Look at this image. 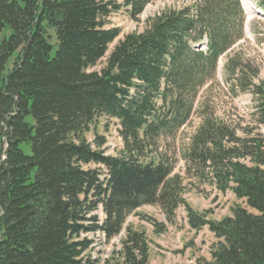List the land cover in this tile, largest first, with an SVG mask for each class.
I'll list each match as a JSON object with an SVG mask.
<instances>
[{"label": "trees", "instance_id": "trees-1", "mask_svg": "<svg viewBox=\"0 0 264 264\" xmlns=\"http://www.w3.org/2000/svg\"><path fill=\"white\" fill-rule=\"evenodd\" d=\"M151 1L0 0V264H98L86 236L108 244L123 230L102 264H148L145 231L126 225L144 206L164 216L138 215L154 235L180 207L190 230L207 227L216 243L196 264H264V77L239 50L241 0H188L114 44L108 18L136 20ZM214 84L250 96L244 125L216 116ZM194 116L177 153L169 143ZM102 118L117 121L115 155L86 138ZM191 178L242 205L220 220L195 212L182 198Z\"/></svg>", "mask_w": 264, "mask_h": 264}, {"label": "rangeland", "instance_id": "rangeland-1", "mask_svg": "<svg viewBox=\"0 0 264 264\" xmlns=\"http://www.w3.org/2000/svg\"><path fill=\"white\" fill-rule=\"evenodd\" d=\"M116 1L121 3V0ZM187 1L188 0H152L145 7L141 16L136 20L129 18L124 10L112 14L108 18L107 26L110 28H117L120 32L119 38L114 44L127 34L143 31L146 26V21L154 15L169 8H178ZM260 1L261 0H241L248 15L246 16L244 29L245 37L243 41L239 42V50L241 49L249 58L256 62L259 66L260 77H264V16H261L254 7V4H257ZM114 44L109 47V51ZM104 62L105 59H103L91 71H99L103 67ZM221 65L222 63L219 64L220 67ZM206 98L215 108V114L217 117L235 123H241L243 125L244 121H248L249 114L254 108L249 95L243 94L237 97H231L223 84H221L220 87L214 84L206 95ZM198 124L199 119L197 116H194L189 124L181 129L175 142L169 143L170 148L172 149L175 146L176 152L178 153L180 147L187 143L189 136L193 134ZM95 134L105 138V153L107 155H115L117 153L121 147V142L118 136L117 121L106 120L104 118L99 119L93 126H91L90 132L86 135L87 140L92 141ZM183 173L184 163L182 160H179L177 161L175 174L183 176ZM190 180L191 183L185 181L186 189L182 198L195 212L201 213L208 211L209 214L207 217L211 220H220L227 217L230 215V209L233 206L236 204L242 205V203L237 201L230 192L221 194L206 182L200 183L198 180L196 181L195 178H191ZM182 209V207H180V211L177 209L178 211L175 212L172 224H167V226L171 225L172 227H175V230L184 231V238L187 240L186 244L194 247L195 236H197V233L203 228L199 231L191 230L195 232V235H192L190 230H185V226H188V223L186 214L183 213ZM138 215L151 218L157 222H165L163 214L156 206H144L140 208L135 214L127 219L126 225H132L135 228H142L145 233H147L150 225L139 219ZM98 216L100 219L102 218L100 213H98ZM165 233L166 231L160 235H151L148 231L146 234V236L149 237H147L148 240L151 242L148 264H196L195 260H190L185 256L186 253L184 249L173 248L170 243H167V238H170L171 240L173 238L172 235L174 234L166 233L165 236ZM86 237L93 240L89 253L93 258L99 260L98 264H102L104 260L109 258L114 250H119L120 241L124 238V230L118 237L108 244L105 243V239H103L101 235L97 236V234H90ZM200 245L201 248H204V257L201 258L210 259V246L204 241H201ZM201 248L197 249L198 253L201 251Z\"/></svg>", "mask_w": 264, "mask_h": 264}, {"label": "crops", "instance_id": "crops-1", "mask_svg": "<svg viewBox=\"0 0 264 264\" xmlns=\"http://www.w3.org/2000/svg\"><path fill=\"white\" fill-rule=\"evenodd\" d=\"M178 210L180 211V208ZM182 211L185 214L183 209H182ZM174 228L175 227H172L171 225L167 226L166 233L174 234V235H172L173 238L171 240H170V238H167V243H170V245L173 246V248L184 249L185 253H186L185 256L188 259H190V260H195V262L198 259H204L206 261H210L209 258H201V257H204V255H203L204 248H201V245H200L201 241H204L206 244H208V246H210V251L209 252H211L212 246L215 245V243H216V239L214 238L213 234H211L207 230V228H203L198 233L196 232L197 236H195V239H194V242H195L194 243L195 244L194 247L188 246L186 244L187 240L184 238L185 237V232L184 231L175 230ZM185 230H190V229H189L188 226H185ZM148 231L151 233V235H153L151 226L148 228L147 233H148ZM166 233H165V236H166ZM191 233H192V235H195V232L191 231ZM168 236H170V235H168ZM198 248H201V251L199 252L200 254L197 252Z\"/></svg>", "mask_w": 264, "mask_h": 264}, {"label": "bare ground", "instance_id": "bare-ground-1", "mask_svg": "<svg viewBox=\"0 0 264 264\" xmlns=\"http://www.w3.org/2000/svg\"><path fill=\"white\" fill-rule=\"evenodd\" d=\"M95 234H97V236L101 235V236H102V238H103V239H105V238H104V235H103L102 233H100V232H97V233H95Z\"/></svg>", "mask_w": 264, "mask_h": 264}]
</instances>
